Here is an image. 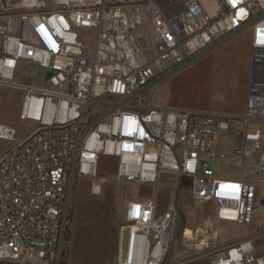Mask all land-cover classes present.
Masks as SVG:
<instances>
[{"label":"built area","instance_id":"obj_1","mask_svg":"<svg viewBox=\"0 0 264 264\" xmlns=\"http://www.w3.org/2000/svg\"><path fill=\"white\" fill-rule=\"evenodd\" d=\"M82 29L95 31L93 51ZM244 32V112L153 101L159 84ZM21 61L34 67L27 82L16 76ZM4 86L23 91L20 117L33 127L18 138L0 124L14 141L0 156V264H82L65 248L70 196L74 180L97 176L101 155L117 160L118 181L154 187L143 214L121 225L115 264L164 263L175 208L156 213L163 171L193 202L215 203L210 231L249 225L264 204V0H0ZM262 234L224 245L211 264H264Z\"/></svg>","mask_w":264,"mask_h":264},{"label":"rangeland","instance_id":"obj_2","mask_svg":"<svg viewBox=\"0 0 264 264\" xmlns=\"http://www.w3.org/2000/svg\"><path fill=\"white\" fill-rule=\"evenodd\" d=\"M82 34L88 49L93 51L95 31L82 29ZM248 44L249 35L244 32L213 49L159 84L154 90L153 101L170 107L242 113L246 109L250 85L251 58ZM33 70L31 64L21 61L16 76L27 82L33 76ZM23 96L22 90L8 86H4L0 92V124L14 128L18 138L24 137L33 127L20 117ZM236 127L237 123H233L230 134L219 136L218 152ZM13 142V139L0 136V156ZM218 164L223 171L225 161L221 160ZM116 170L117 160L109 155H101L96 177L74 180L67 227L69 242H65V248L70 251L76 263L115 264L121 225L141 216L144 202L153 195L154 187L151 185L118 181ZM172 200H175L178 212L170 252L177 250L182 255H209V261H213L219 257L221 248L230 243L231 238L264 226V204L257 201L249 227L225 220L218 227L216 236L214 231L207 233V246L198 245L202 236L191 241L183 236V229L180 232L185 220L182 206L192 207L194 214L203 222L202 218H211L215 204L211 201L193 203L187 187L179 179L176 180L171 172L163 171L157 184V212H162ZM254 240L263 245L264 234Z\"/></svg>","mask_w":264,"mask_h":264},{"label":"crops","instance_id":"obj_3","mask_svg":"<svg viewBox=\"0 0 264 264\" xmlns=\"http://www.w3.org/2000/svg\"><path fill=\"white\" fill-rule=\"evenodd\" d=\"M248 51H249V55H250V51H251L250 50V46H248ZM229 176H234V175L232 173H230ZM174 177H175L176 180L178 179L176 177V175H174ZM182 184H184L187 187V184L186 183L182 182ZM187 192L189 194L188 187H187ZM172 201L174 203V208H175V211H174V226H173V234H172V240H173V237H174V234H175V229H176V218H177V212L178 211H177V207H176L175 200H172ZM208 202H210V201H208ZM211 202H213V201H211ZM193 203L200 204V203H206V202H200V203L193 202ZM166 208L162 212H157V207H156V213L159 215V214L163 213L166 210ZM182 210L185 211V220L183 221V224L180 227V232L183 229V231H182L183 232V236L185 238H187L188 240H191V241H194L195 239H199V236L200 237L202 236V238H201V240H200V242H199L198 245H202V241H205V244H206L207 243V240H206L207 233H210V230H208L207 227H206V223L210 219L213 218L215 211L213 212V214H212V216H211L210 219H203L202 218L203 222H200V220L198 219V217L195 215L196 213L194 212V210L192 209V207H190V206L189 207L182 206ZM230 221L232 223L236 224L232 220H230ZM222 223H223V221L218 225V227L221 226ZM251 223L249 225H246V226H243V227H249L251 225ZM218 227L216 228L215 232L213 233L215 236L218 233V230H219ZM186 230H191L190 235H187L186 234ZM255 231H256V229L255 228H252V230L250 232L240 233L236 237L231 238V240H229V241L231 242V241H235V240L244 238L246 236H252V235L255 234ZM204 236H206V237L204 238ZM205 257H207V259ZM163 264H211V261H209V255H182V254H178L177 253V250L174 251V252H170V248H169L167 257H166V259H165V261H164Z\"/></svg>","mask_w":264,"mask_h":264},{"label":"bare ground","instance_id":"obj_4","mask_svg":"<svg viewBox=\"0 0 264 264\" xmlns=\"http://www.w3.org/2000/svg\"><path fill=\"white\" fill-rule=\"evenodd\" d=\"M190 233H191V230H186L187 235H190ZM204 244H205V241H202V245H204Z\"/></svg>","mask_w":264,"mask_h":264},{"label":"trees","instance_id":"obj_5","mask_svg":"<svg viewBox=\"0 0 264 264\" xmlns=\"http://www.w3.org/2000/svg\"><path fill=\"white\" fill-rule=\"evenodd\" d=\"M68 235V236H67ZM67 235H66V243H68L69 242V231H67Z\"/></svg>","mask_w":264,"mask_h":264},{"label":"water","instance_id":"obj_6","mask_svg":"<svg viewBox=\"0 0 264 264\" xmlns=\"http://www.w3.org/2000/svg\"><path fill=\"white\" fill-rule=\"evenodd\" d=\"M261 203H264V200H262Z\"/></svg>","mask_w":264,"mask_h":264}]
</instances>
